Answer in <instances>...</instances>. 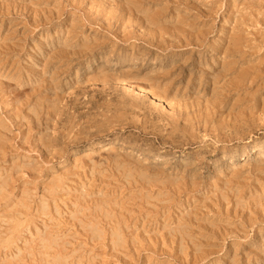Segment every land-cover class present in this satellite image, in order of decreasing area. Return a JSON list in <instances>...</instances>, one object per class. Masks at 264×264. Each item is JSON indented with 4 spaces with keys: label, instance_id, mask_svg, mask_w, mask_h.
<instances>
[{
    "label": "rangeland",
    "instance_id": "1",
    "mask_svg": "<svg viewBox=\"0 0 264 264\" xmlns=\"http://www.w3.org/2000/svg\"><path fill=\"white\" fill-rule=\"evenodd\" d=\"M261 146L264 0H0V264H264Z\"/></svg>",
    "mask_w": 264,
    "mask_h": 264
},
{
    "label": "bare ground",
    "instance_id": "2",
    "mask_svg": "<svg viewBox=\"0 0 264 264\" xmlns=\"http://www.w3.org/2000/svg\"><path fill=\"white\" fill-rule=\"evenodd\" d=\"M106 148H110V149L114 148L113 142L108 144V146H106ZM254 156H256V157H264V146L256 148Z\"/></svg>",
    "mask_w": 264,
    "mask_h": 264
}]
</instances>
